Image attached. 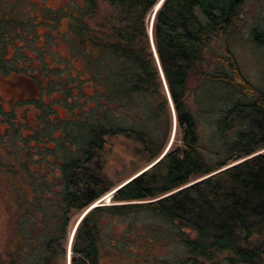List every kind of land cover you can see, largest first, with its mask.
I'll return each mask as SVG.
<instances>
[{"label":"trees","instance_id":"1","mask_svg":"<svg viewBox=\"0 0 264 264\" xmlns=\"http://www.w3.org/2000/svg\"><path fill=\"white\" fill-rule=\"evenodd\" d=\"M160 2L86 0L82 16L94 24L82 23L84 86L93 88L96 106L83 112V123L61 128L66 145L82 138V153L55 164L63 211L33 264H63L70 214L86 211L119 185L107 172L108 139L124 137L139 147L145 162L131 169L138 171L161 158L173 109L180 145L116 190L112 205L82 218L71 264H165L107 240L105 218L141 211L177 225L185 250L178 264H264V91L242 75L226 38L244 0H164L156 9ZM228 90L251 100L236 101L214 120V140L222 145L210 163L193 105L221 111ZM130 110L149 126L126 124ZM0 264L22 263L0 258Z\"/></svg>","mask_w":264,"mask_h":264},{"label":"rangeland","instance_id":"2","mask_svg":"<svg viewBox=\"0 0 264 264\" xmlns=\"http://www.w3.org/2000/svg\"><path fill=\"white\" fill-rule=\"evenodd\" d=\"M98 5L107 8L106 4ZM86 6V0H0V258L4 260L15 258L22 264L36 261L63 211L62 183L55 164L82 153V138L75 137L71 146L66 145L61 128L83 123L84 113L96 106L90 98L93 88L84 86L82 23L94 24L82 16ZM226 38L242 75L254 88L264 91V45L260 44L264 42V0H244ZM21 75L29 80H21ZM227 92L222 110L217 112L209 105H201L200 110L192 100L201 145L210 163L217 161L222 145L214 140V120L236 101L251 100ZM173 110V128L161 158L180 145ZM127 113L126 124L149 126L133 110ZM235 138V133L228 135L230 142ZM138 149L124 137L108 139L106 167L112 179L119 181L117 187L161 159L131 172L145 162ZM109 195L82 213L70 214L63 264H69L72 256L75 227L95 207L112 205ZM104 223L109 243L116 240V246H132L140 253L137 257L165 264H178L184 257L177 225L152 212L105 218Z\"/></svg>","mask_w":264,"mask_h":264},{"label":"water","instance_id":"3","mask_svg":"<svg viewBox=\"0 0 264 264\" xmlns=\"http://www.w3.org/2000/svg\"><path fill=\"white\" fill-rule=\"evenodd\" d=\"M163 1H164V0H161V2H160L159 5L156 7V9L159 8L160 4H161ZM153 21H154V16H153V18H152L151 26H150V34H151V36H152V24H153ZM152 44H153V43H152ZM153 49H154V51H155L154 46H153ZM156 57H157V55H156ZM122 186H123V185H122ZM122 186H119V187L115 188V189L113 190V192L110 193V196H109L110 201H111V199H112L113 196H114V192H115L116 190H118L119 188H121ZM96 204H97V203H96ZM94 205H95V204H94ZM81 219H82V218H81ZM81 219H80V220H81ZM79 222H80V221H79ZM78 224H79V223H78ZM78 224H77V226H76L75 229H74L73 237H74V234H75L76 228L78 227ZM73 237H72V240H73ZM72 260H74V259H73L72 256H70V257H69V264H71V261H72Z\"/></svg>","mask_w":264,"mask_h":264},{"label":"bare ground","instance_id":"4","mask_svg":"<svg viewBox=\"0 0 264 264\" xmlns=\"http://www.w3.org/2000/svg\"><path fill=\"white\" fill-rule=\"evenodd\" d=\"M110 196V195H109ZM108 199H109V197H108ZM110 200V199H109Z\"/></svg>","mask_w":264,"mask_h":264}]
</instances>
